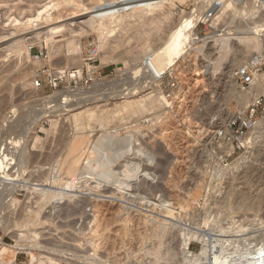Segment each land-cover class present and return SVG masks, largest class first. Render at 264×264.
Listing matches in <instances>:
<instances>
[{
  "label": "rangeland",
  "instance_id": "374dc122",
  "mask_svg": "<svg viewBox=\"0 0 264 264\" xmlns=\"http://www.w3.org/2000/svg\"><path fill=\"white\" fill-rule=\"evenodd\" d=\"M138 1L53 0L57 9L39 16L47 0H0V140L22 133L44 109L46 116L31 132L40 141L28 139L18 181L57 192L64 187L49 182L53 163L64 158L70 140L89 135L91 128L82 129L81 114L76 123L69 118L83 109L68 112L49 101L64 89L74 90L72 108L86 102L100 115L127 93L136 99L145 53L181 28L182 13L202 15L185 37L181 57L154 87L168 107L118 122L112 116L106 123L111 129L124 125L123 133H134L140 147L152 153L151 179L140 174L134 196L122 199L113 188H92L90 179L67 189L60 201L19 197L11 212L5 201L0 236L9 230L35 232L37 238L28 235L25 242L41 246L34 255L52 257L56 264H253V253L264 248V123L250 132L244 149L230 143L228 125L241 112H236L238 96L250 89L258 94L254 83L264 87V0H153L162 1L160 7L135 15L131 8ZM57 26L62 31L49 35ZM75 60L81 62L78 69ZM76 70L79 75L71 77ZM234 72L245 75L235 78ZM147 82L140 81L143 94ZM84 90L89 93L79 95ZM11 108L23 111L22 121L4 133ZM90 123L93 139L101 134L100 125ZM56 175L69 179L66 166ZM16 210V219L7 218ZM34 210L38 215L29 217Z\"/></svg>",
  "mask_w": 264,
  "mask_h": 264
},
{
  "label": "bare ground",
  "instance_id": "6f19581e",
  "mask_svg": "<svg viewBox=\"0 0 264 264\" xmlns=\"http://www.w3.org/2000/svg\"><path fill=\"white\" fill-rule=\"evenodd\" d=\"M161 3L162 1L156 2L153 0H139L131 8V13L135 15H141L146 12H151L155 8L160 7ZM56 4L57 3H54L53 0H47L46 4L41 5L42 10L39 12V16H41L40 14L42 13H47L49 15L51 11L57 9L55 7ZM197 5L203 8L202 4L201 5L197 4ZM197 5L195 6L197 7ZM84 6L85 5H83V7ZM228 7H229V4H228ZM201 8L200 9L197 8V9L200 11ZM130 14L127 16H130ZM182 14L183 15H181V17L182 16L183 17L180 21L182 23L181 28L179 27L180 29H178V31L176 32L169 31L166 34L165 38L163 39V43L161 44V46L157 49H153L149 53L148 52L145 53V55L141 59L140 64L138 65L139 78H137V80L139 82L138 83L139 85L138 87H136V89H133L134 92H138V95H136L137 96L136 99L131 100L130 97L128 96L129 93H127L124 97L121 98L123 99V101L121 102L119 101V103L115 104L112 109L102 111L100 115H98L97 113L95 114L94 111H92L91 107L89 106V103H86V102L82 106H80V103L78 102L76 104L77 107L72 108L73 104L69 103V99L71 102H73L72 100L75 99L76 101L77 96H78V94L74 90L69 91V90L64 89L63 93H61L60 95L56 96L54 99H51L49 101V103L55 102L56 106L63 107L65 109L70 108L68 112H74L78 108L81 110L83 109L82 111L79 112V114L78 112L71 114L69 118L74 120V123H76L78 122L79 117L84 116L85 117L84 123L81 122L82 123L81 125H86V126H83L82 129H84V127H89L91 128V130H89L90 131V134L88 133L89 135L81 134V136H79V134H77L78 136H75L72 140H70L66 145L65 154L63 153V155H65L64 158L62 159L60 158L56 160L52 165L49 182L53 184L62 183V186L65 189L61 188L59 192H57L56 190H50V189L45 190L44 185H43L42 187L43 198L42 199L49 198V199H54L56 201L59 199L62 200V198H64V196L67 195V193L65 192L67 191V189H69L68 191H70L71 189H75V188L78 189L80 188V185L78 184H80L81 182H89L88 180L90 179H92L93 180L92 183H94V186L92 188L94 189L95 188H106L108 189V191L111 190V189L109 190V188H113L115 192L121 196V199H122V198H125L124 196L126 195L134 194V188H135L134 185H136L135 182L137 181L139 176L143 175V177L145 176L149 177V175L151 174L149 171H152L153 169H151V167L154 166L152 165V163L154 162L153 161L154 158L151 155L152 153L150 154L148 153V151L145 152L146 150L144 151V149L140 147L141 145L138 143V139H137L138 137L136 138L134 133H130V132L123 133V131L125 130L124 125H121V124L115 125V127L111 129L110 127H107L106 123L108 122L109 118L112 116L113 117L115 116V118L117 117L116 121L117 120L123 121L124 119L129 120L131 119L130 117H133L137 114L143 115L145 113H150L149 115H151L152 112L154 113V111H156L159 107H162L163 105H165V108H166L167 106L166 104H168L167 100L159 92L156 93V88L154 87H157L156 84L161 80L163 75L173 66V63L175 64V60L181 57V53H182L181 46L184 43L185 37L187 35L189 36V33L193 31V28H192L193 25H195V23L198 22L197 19L201 18L202 16L200 14L201 15L200 17L195 18V16H198V14L195 15V13H193V15H190V12L187 15H184V13ZM79 16L81 15L79 14ZM115 25L113 26V28L115 27ZM253 28H255V26ZM60 29H61V26L52 28L51 30H49L51 31L49 35H57L58 32L60 33L62 31V29L61 30ZM109 30H108L109 33L113 31V29L110 31ZM27 50L29 51V48H27ZM75 61L76 63L73 64V66L75 65V68L77 69L80 68L81 62L77 60ZM119 62L120 60H116V63H119ZM88 68H89V72H92L94 70L89 65H88ZM76 71L78 72V74L80 73V70H76ZM235 75H236V72H234V77ZM71 77H74V75L72 74ZM145 79H148L147 83L150 84L149 85L150 87L146 91L147 93L143 94V92L145 91H143L144 88L140 86V81L145 80ZM254 84L256 85V89L259 90V92L257 91L258 94L252 95L253 93H250V90H251L250 89L249 93L247 91V93L239 95L238 96L239 98L236 97L238 99V104H239L238 107L239 106L241 107V108L239 107V109L236 110V112L242 111L244 107L248 105V103H251L253 101L255 96L259 95V93L264 90V87L261 84L259 83H257L258 85L256 83ZM252 89H255V88H252ZM131 90L132 89L130 90L128 89V92H131ZM255 91L256 90H254V92ZM153 92H155V94L152 95ZM85 93H89V92L87 90H84L79 95H83ZM249 94L253 96L251 99L250 97H248ZM22 112L19 111L17 108H11L9 110V112L7 113L8 116H6L8 117L6 119L7 124L5 125L4 128H2V131L4 133L5 132L7 133V131L8 133L10 131H13L12 129L15 127V125L18 122L22 121L21 120L23 117ZM236 112L233 114V117L236 115ZM45 116H46V111L44 109L42 110L40 109V111H37L35 115V119L32 121V123L30 122L29 125L27 124L26 128H24L25 130H22L23 131L22 133H20L19 131L20 134L17 133L18 135L16 136H13V137L9 136V138L7 136L3 140H0V157H4V160L2 161H5L2 163L0 160V183L2 185L0 188V212L4 209V205L2 204H4L5 201H6V204L7 202L9 203L8 212H11L12 210L11 207H15L16 203H18V201L15 198H13L14 196L13 191L9 189L5 184H7L8 186L15 185V182L18 180V178L24 174L25 171L23 170L22 164L24 163L26 152L29 151L28 139L30 138L31 139L30 142H34V143H37L40 141L38 136H36L35 133H31V132H32L34 125H38V123H40L41 118ZM24 118H27V117H24ZM231 118L232 117H230V119ZM139 119L142 120V118H139ZM139 119L137 121V124L138 122H140ZM92 121H95L96 123L100 125V131H101V134L93 139H91V136H92V133L94 132L93 130L94 126H92V124L90 123ZM143 121L147 122L146 120H143ZM261 123L262 124L264 123L262 119L260 120V122H258L259 125L257 124L258 128L262 125ZM83 131H81V133H84ZM89 139L91 140L88 141ZM33 145L31 144V146ZM84 147L86 148L84 149ZM77 155H79L78 158L75 157ZM85 156H87L86 160H85ZM83 157L84 159L81 161ZM243 164H245V167H246L247 163L245 162ZM65 166L67 167V175L69 179L59 180L56 174L61 171L62 167H65ZM41 168H43V165ZM146 178L144 179L147 182L148 179L146 180ZM144 179H141V180L144 181ZM28 199L29 198H27L26 200ZM164 201L165 200H163L162 203ZM166 213L170 214V211L168 212L167 210ZM16 215H18V210H16V212L15 211L12 212L9 216H7V218L14 220L16 219ZM37 215H38V210H34V212L29 217L33 218ZM5 222L6 221H5L4 215L0 213V227L6 226ZM152 232H155V231H152ZM157 232L158 231H156L155 234ZM162 232H163V228H162ZM27 233H29L32 236L34 235L37 238V234L35 232H29L28 230ZM15 234L16 232L14 233V237L16 239ZM259 242H262V241H259ZM7 249H10V247L4 244L0 245L1 254L5 253ZM252 256H251L252 258L251 262H253V264H264V248H261V247L258 248L253 253ZM215 260L217 261V259ZM31 263L32 264H47V263L56 264L55 260L52 257H48L47 255H40L37 257L33 253H31Z\"/></svg>",
  "mask_w": 264,
  "mask_h": 264
},
{
  "label": "built area",
  "instance_id": "2783aa9c",
  "mask_svg": "<svg viewBox=\"0 0 264 264\" xmlns=\"http://www.w3.org/2000/svg\"><path fill=\"white\" fill-rule=\"evenodd\" d=\"M77 75H76V74ZM245 75V72L239 73L237 72L236 75L238 76ZM74 77L78 76V72L75 71L73 73ZM57 79H52L51 84L54 87L57 86L56 84ZM251 78L247 76L245 78L246 83H250ZM36 87H40V82L36 81ZM264 115V90L255 98L253 101L248 104L245 110L238 113L235 118L229 123V133H228V140L232 145H237L241 149L248 148V144L244 142L245 138L257 127L259 117ZM9 189L13 191V198L18 201L19 197H24L27 199H36V201L42 200V185L38 182L34 183H25L22 181H16L15 185L8 186L5 184ZM0 183V188H1ZM29 192V193H28ZM34 201V202H36ZM12 231V230H9ZM5 232L3 236H0V245H6L10 247L7 249L5 253H0V264H32L31 263V253H37L42 251V247L36 245H28L25 242V238L30 235L27 233V230H15L16 232V239L14 237V232ZM6 238H9V243L5 241ZM33 253V254H34ZM29 257V260L27 258ZM38 257V256H37Z\"/></svg>",
  "mask_w": 264,
  "mask_h": 264
}]
</instances>
